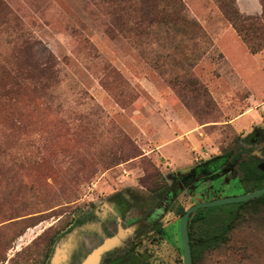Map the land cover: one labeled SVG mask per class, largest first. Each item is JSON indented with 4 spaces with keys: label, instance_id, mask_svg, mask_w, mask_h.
<instances>
[{
    "label": "rangeland",
    "instance_id": "obj_1",
    "mask_svg": "<svg viewBox=\"0 0 264 264\" xmlns=\"http://www.w3.org/2000/svg\"><path fill=\"white\" fill-rule=\"evenodd\" d=\"M263 1L236 4L255 16ZM3 2L0 57L13 56L28 38L36 59L54 56L62 83L27 103L21 132L5 131L13 147L0 158L18 171L16 180L2 172V185L20 186L7 201L20 217L0 227V264H52L58 248L64 257L55 264H79L137 224L101 261L130 251L142 258L139 264H183V211L243 194L254 188L250 170L264 172V48L252 54L243 44L253 70L231 62L214 38L230 27L215 0H183L181 13L213 42L201 45L206 52L192 70L206 91L183 90L189 108L171 84L177 70L150 63L161 47L157 36L109 35V0ZM221 157L231 171L221 177L204 171L206 180L196 186L174 185ZM234 204L194 213V264H264V196ZM218 229L224 237L213 244L208 237Z\"/></svg>",
    "mask_w": 264,
    "mask_h": 264
},
{
    "label": "trees",
    "instance_id": "obj_2",
    "mask_svg": "<svg viewBox=\"0 0 264 264\" xmlns=\"http://www.w3.org/2000/svg\"><path fill=\"white\" fill-rule=\"evenodd\" d=\"M109 1L114 5V7L111 5L112 27L108 26L107 29L109 35L114 37L116 31H121L125 34L135 33L140 37L157 36L161 47L159 51L158 49L155 51L159 54L152 58L153 61L149 59L150 63L157 69L170 67L178 71H173L171 84L182 102L190 108L191 100L183 90L206 91L192 70L206 52L201 50V45L207 48L212 46L213 42L197 20L188 19L181 13L185 9L183 0ZM215 2L252 53L264 48V1L262 14L255 16L241 13L236 0H215ZM0 4L5 5L3 0H0ZM161 4L163 8L159 9ZM1 13L6 14L5 11L0 10ZM178 24H181V27ZM197 40H200V43ZM16 49L17 52L14 51L13 56L11 53L10 57H0V131H2L0 132V157L8 155V150L13 147L12 141L8 138V132L5 133V131L9 130V133L12 132L14 136L21 132L22 121L27 116L24 113L27 103L49 96L48 94L53 92L52 89L62 83V70L53 55L36 59L33 55L34 44L28 38L23 39ZM13 142L16 146L17 141L13 140ZM17 171L16 166H10L0 158V227L20 217L19 210L9 206L12 202H7L9 197L20 190V186L15 187L14 184L8 183L4 189L2 185V180H5L2 172L5 173L6 179L16 180ZM247 178L252 180L254 188L251 190L264 186V172L257 168H252ZM246 203L234 205L237 207ZM193 217L194 214L190 221ZM224 233L218 229L212 231L208 238L211 243L216 244L222 240ZM126 254L122 256L124 264H139L138 255H131L130 251Z\"/></svg>",
    "mask_w": 264,
    "mask_h": 264
},
{
    "label": "water",
    "instance_id": "obj_3",
    "mask_svg": "<svg viewBox=\"0 0 264 264\" xmlns=\"http://www.w3.org/2000/svg\"><path fill=\"white\" fill-rule=\"evenodd\" d=\"M201 166H205L201 165ZM199 166V167H201ZM261 167H264V165H261ZM229 169H225V172ZM197 169L192 171L189 175L183 178L184 182L188 180L189 178L193 177L196 173ZM264 194V186L245 192L240 195H230V196H222L218 198H214L212 200L208 201H200L197 203H194L193 205L189 206L187 209H185L184 213L181 215L180 218V225H179V232H180V240H181V246H182V256H183V264H194L193 263V255H192V248H191V240H190V234H189V222L191 216L201 208L206 207H215V206H221L224 204H231V203H242L247 202L249 200L255 199L257 197H260ZM137 225H133L132 227L126 229V230H120L119 233L112 237L108 238L104 241V243L92 251L82 262V264H97V262L100 259L101 253L110 250L113 247H118L121 244L123 245V240L128 237V235L136 228ZM60 249L58 248L55 255L52 258V263L57 262L60 258Z\"/></svg>",
    "mask_w": 264,
    "mask_h": 264
},
{
    "label": "flooded vegetation",
    "instance_id": "obj_4",
    "mask_svg": "<svg viewBox=\"0 0 264 264\" xmlns=\"http://www.w3.org/2000/svg\"><path fill=\"white\" fill-rule=\"evenodd\" d=\"M228 161V158H226V157H221V158H219V159H217V160H215V161H211L210 163H208V165H205V166H201V167H198V169H197V171H196V173H195V175L193 176V177H191V178H189L188 180H186V182H184V180H183V178L184 177H179V178H177L176 180H175V186H182V187H187L188 185H190V184H194L195 186L198 184V182H202L205 178L202 176L203 175V173H204V171H209V172H211V173H216V172H220L221 171V173L220 174H216L215 176L216 177H221V175H223V174H225V173H227V172H229V171H231L232 170V165L230 164V165H228V166H226L225 164H226V162ZM225 169H229L228 171H226L225 172ZM223 173V174H222ZM206 175H208V174H206ZM186 177V176H185ZM208 177H210V176H208ZM206 180V179H205ZM178 190H181V188L179 189L178 188ZM169 196H171L169 199H171L172 197H173V193L172 194H170ZM219 197H222V196H219ZM212 200V199H211ZM208 201V200H207ZM200 202V201H199ZM197 203V202H196ZM157 216V215H156ZM151 218H153V215H152V217ZM154 229H152V230H150V231H148L149 233L151 232V231H153ZM112 250V249H111ZM121 251V250H120ZM125 251H123V252H121V254H120V256L119 255H117L114 259H112V260H108V261H106V260H102L101 261V257H100V259H99V261L97 262V264H124V261H123V259H122V256H124V253ZM90 253H88L87 254V256L89 255ZM60 257H64V254L62 253V255H60ZM140 257V256H139ZM86 258V257H85ZM84 260V259H83ZM83 260H81L80 261V263L79 264H82V262H83ZM140 260H142V258L140 257ZM57 261H59V260H57ZM50 263H51V261H50ZM66 263V261H65V259L62 261V263L61 264H65ZM52 264H55V263H52Z\"/></svg>",
    "mask_w": 264,
    "mask_h": 264
},
{
    "label": "crops",
    "instance_id": "obj_5",
    "mask_svg": "<svg viewBox=\"0 0 264 264\" xmlns=\"http://www.w3.org/2000/svg\"><path fill=\"white\" fill-rule=\"evenodd\" d=\"M226 32L223 33L221 32V36L214 37L215 40L217 41L218 45L221 47L223 50V53L225 56L233 63L238 64L239 66H242L244 64H247L249 69L253 70L254 66H252L251 62L252 59L248 57L247 54L244 52V47L243 44L244 42L240 38V36L237 34L235 29L232 27L230 24V27H227L225 29ZM230 45V47H229ZM234 48V50H233ZM255 54V53H252ZM257 54V53H256ZM256 60V58H255Z\"/></svg>",
    "mask_w": 264,
    "mask_h": 264
}]
</instances>
